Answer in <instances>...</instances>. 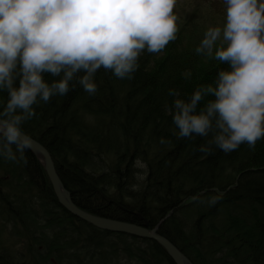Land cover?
<instances>
[{"label": "trees", "instance_id": "1", "mask_svg": "<svg viewBox=\"0 0 264 264\" xmlns=\"http://www.w3.org/2000/svg\"><path fill=\"white\" fill-rule=\"evenodd\" d=\"M196 10L179 16L174 8L176 39L159 52L144 50L131 79L101 67L95 94L76 83L34 105L23 128L49 150L78 207L146 224L192 264H264V138L254 148L201 151L210 136L179 137L166 111L175 99L170 89L187 98L229 67L195 51L209 28ZM7 99L0 91V110ZM25 155L26 164L0 158V264H175L157 241L100 229L67 211L41 160L31 149ZM217 191L224 195L214 205L193 200Z\"/></svg>", "mask_w": 264, "mask_h": 264}, {"label": "clouds", "instance_id": "2", "mask_svg": "<svg viewBox=\"0 0 264 264\" xmlns=\"http://www.w3.org/2000/svg\"><path fill=\"white\" fill-rule=\"evenodd\" d=\"M226 22L211 26L195 51L227 63L214 83L200 85L187 98L175 97L166 111L179 137H209L231 152L264 138V0H224ZM177 0H0V91L8 99L0 110V158L27 163L34 140L23 124L34 105L66 95L76 83L98 88L103 67L131 79L146 50L156 53L176 39ZM46 74L59 79L49 82ZM214 98L205 101V98ZM204 102L201 104V102ZM165 141L161 139V143ZM223 193L203 197L214 205Z\"/></svg>", "mask_w": 264, "mask_h": 264}, {"label": "water", "instance_id": "3", "mask_svg": "<svg viewBox=\"0 0 264 264\" xmlns=\"http://www.w3.org/2000/svg\"><path fill=\"white\" fill-rule=\"evenodd\" d=\"M34 143L30 148L33 153L35 152L38 158L42 159L44 162V168L47 170V176L50 180L53 191L57 201L70 211L74 216L83 221H86L90 225H94L100 229H105L108 231L125 232L132 236H137L140 238H148L157 241L163 248L168 252L175 264H192L189 259L183 254V252L178 249L167 237L165 238L157 230L149 229L146 224H136L125 220H118L114 218H109L105 216H99L92 212H88L82 209L80 206H76L71 200L69 190H66L62 180H59L57 170L54 167L53 159L51 158L49 150L44 147L35 138Z\"/></svg>", "mask_w": 264, "mask_h": 264}, {"label": "rangeland", "instance_id": "4", "mask_svg": "<svg viewBox=\"0 0 264 264\" xmlns=\"http://www.w3.org/2000/svg\"><path fill=\"white\" fill-rule=\"evenodd\" d=\"M212 3L215 2H210V0H200L198 3H194V0H177L175 10L178 12L179 16H182L185 14L188 15L191 13L194 7H197L196 11L199 12L194 16H196L195 19L198 21V23L205 22V24H207L209 27L214 25V23L216 26H220L223 22L222 20L226 19V5L218 7ZM6 235L14 241L13 237H11L8 233ZM4 245L11 247L10 241H4Z\"/></svg>", "mask_w": 264, "mask_h": 264}, {"label": "bare ground", "instance_id": "5", "mask_svg": "<svg viewBox=\"0 0 264 264\" xmlns=\"http://www.w3.org/2000/svg\"><path fill=\"white\" fill-rule=\"evenodd\" d=\"M34 139V138H33ZM32 151V150H31ZM33 152V151H32ZM34 154L36 155V157H37V159H39V160H41L40 162L42 163V165L44 164V162H43V160L42 159H40V158H38V156H37V154L34 152ZM53 163H54V161H53ZM43 167H44V165H43ZM54 167H55V165H54ZM56 169V168H55ZM44 170H45V172H46V174H47V170L44 168ZM57 170V169H56ZM57 173H58V171H57ZM58 176H59V174H58ZM59 180H62V179H60V177H59ZM62 182V181H61ZM63 183V182H62ZM52 187V186H51ZM53 190V189H52ZM54 194H55V192H54ZM55 198H56V196H55ZM57 200V199H56ZM72 200V199H71ZM74 202V201H73ZM60 203V202H59ZM74 204H75V202H74ZM61 205V204H60ZM76 206H78L77 204H75ZM66 209V208H65ZM132 223V222H131ZM134 223V222H133ZM105 230V229H104ZM108 231V230H107ZM112 232V231H111ZM152 240V239H151Z\"/></svg>", "mask_w": 264, "mask_h": 264}]
</instances>
